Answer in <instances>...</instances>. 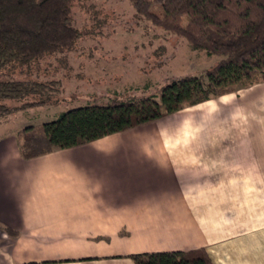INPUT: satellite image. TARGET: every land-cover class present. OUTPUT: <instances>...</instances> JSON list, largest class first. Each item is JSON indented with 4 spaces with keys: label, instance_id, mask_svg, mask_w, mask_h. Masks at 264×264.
<instances>
[{
    "label": "crops",
    "instance_id": "crops-1",
    "mask_svg": "<svg viewBox=\"0 0 264 264\" xmlns=\"http://www.w3.org/2000/svg\"><path fill=\"white\" fill-rule=\"evenodd\" d=\"M6 117L0 264H135L128 254L200 247L213 264H264V81L28 159L17 135L32 124ZM112 167L167 179L113 181Z\"/></svg>",
    "mask_w": 264,
    "mask_h": 264
},
{
    "label": "trees",
    "instance_id": "trees-1",
    "mask_svg": "<svg viewBox=\"0 0 264 264\" xmlns=\"http://www.w3.org/2000/svg\"><path fill=\"white\" fill-rule=\"evenodd\" d=\"M73 1L0 0V119L56 100L59 80L24 77L29 71L22 69L18 73L24 76L14 73L18 66L28 67L47 54L73 47L81 36L71 22ZM128 2L135 15L184 37L191 49L220 59L200 75L172 79L158 95L79 105L39 127L26 126L17 135L22 158L78 146L264 81V0ZM128 257L135 264H213L203 248L137 252Z\"/></svg>",
    "mask_w": 264,
    "mask_h": 264
},
{
    "label": "rangeland",
    "instance_id": "rangeland-1",
    "mask_svg": "<svg viewBox=\"0 0 264 264\" xmlns=\"http://www.w3.org/2000/svg\"><path fill=\"white\" fill-rule=\"evenodd\" d=\"M70 17L81 32L73 47L18 66L14 73L21 77L28 70L24 77L59 80L56 100L6 115L7 127H39L75 106L158 95L172 79L200 75L220 59L191 49L184 37L135 15L128 0H75Z\"/></svg>",
    "mask_w": 264,
    "mask_h": 264
},
{
    "label": "snow or ice",
    "instance_id": "snow-or-ice-1",
    "mask_svg": "<svg viewBox=\"0 0 264 264\" xmlns=\"http://www.w3.org/2000/svg\"><path fill=\"white\" fill-rule=\"evenodd\" d=\"M5 151V146L0 143V153ZM109 179L113 181H124L128 179L129 181L147 182L149 184H159L164 182L167 178L164 176H155L152 174L148 175H137L135 172L129 173L127 169H120L117 167H112L108 173Z\"/></svg>",
    "mask_w": 264,
    "mask_h": 264
}]
</instances>
